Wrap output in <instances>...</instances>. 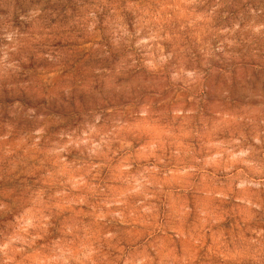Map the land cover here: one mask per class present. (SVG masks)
Listing matches in <instances>:
<instances>
[{"label":"rangeland","instance_id":"1","mask_svg":"<svg viewBox=\"0 0 264 264\" xmlns=\"http://www.w3.org/2000/svg\"><path fill=\"white\" fill-rule=\"evenodd\" d=\"M0 264H264V0H0Z\"/></svg>","mask_w":264,"mask_h":264}]
</instances>
